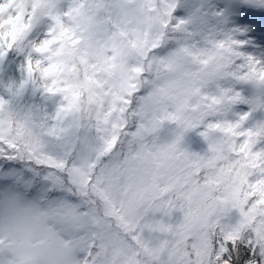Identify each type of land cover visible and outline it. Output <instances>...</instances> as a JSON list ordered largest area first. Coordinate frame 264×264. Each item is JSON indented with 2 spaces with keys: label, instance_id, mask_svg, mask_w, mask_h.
<instances>
[{
  "label": "snow or ice",
  "instance_id": "snow-or-ice-1",
  "mask_svg": "<svg viewBox=\"0 0 264 264\" xmlns=\"http://www.w3.org/2000/svg\"><path fill=\"white\" fill-rule=\"evenodd\" d=\"M30 3L29 12V0L0 2V46L11 49L30 27L32 15L38 9L45 10L54 27L48 34L50 38L34 49L45 59L29 60L25 66L27 75H38L45 81L46 92L63 94L66 104L58 111V118L81 109L85 99L89 103L99 101L102 106L107 93L96 91L104 87L98 76L111 65L90 63L82 42L108 26L125 36L124 25L128 21L124 5L132 0H72L63 15L52 14L55 0ZM159 3L163 5L162 15L170 17L175 5L165 4L164 0ZM156 5V0L140 2L141 10L147 13L157 11ZM114 110L115 105L109 108L105 123ZM119 127L123 129L125 125ZM235 127L238 125H208L209 131H219L225 139L210 144L207 157L190 156L179 150L178 137L160 149L157 167L127 169L121 166L122 162H102L117 144L114 135L94 159L75 166L42 155L38 139L6 111L5 101L0 100V157L34 159L37 167L56 173L59 184L49 191L66 197L53 205L70 219L68 243L80 253L82 264H175L172 257L162 262L158 250L145 237V232L162 230L161 222L155 220L157 214L171 218L177 211L173 197L180 200L181 219L169 227L178 226L185 231L184 246L194 250L199 264H204L203 255L214 239L209 222L225 205L241 210L240 230L248 232L250 239L224 264H264V179L250 182L253 173L264 168V153L253 154L252 133H237ZM202 135L207 139V133ZM240 136L248 139L237 147L233 140ZM74 195V202H69L67 198ZM226 242L231 243L232 237ZM181 264L192 261L182 260Z\"/></svg>",
  "mask_w": 264,
  "mask_h": 264
},
{
  "label": "clouds",
  "instance_id": "clouds-1",
  "mask_svg": "<svg viewBox=\"0 0 264 264\" xmlns=\"http://www.w3.org/2000/svg\"><path fill=\"white\" fill-rule=\"evenodd\" d=\"M246 2L255 10L264 9V0ZM124 7L125 36L108 26L81 46L90 63L111 65L98 76L104 87L96 91L107 93L103 105L85 99L80 112L88 140L104 145L117 137L113 151L102 162L137 159L156 148L155 134L163 126H174L175 141L221 107L239 103L240 94L231 87L220 88L219 82L252 89L264 86V68L251 62L243 73L237 69L233 74L235 54L229 51L230 44H213L194 55V45L181 43L182 26H170L169 17L162 15L163 5L158 3L152 13L142 11L139 0ZM165 35L169 46L164 44ZM113 105L115 110L105 123ZM70 231V219L57 206L35 201L14 184L0 186V248L9 254L10 264H82L80 253L68 243Z\"/></svg>",
  "mask_w": 264,
  "mask_h": 264
},
{
  "label": "rangeland",
  "instance_id": "rangeland-1",
  "mask_svg": "<svg viewBox=\"0 0 264 264\" xmlns=\"http://www.w3.org/2000/svg\"><path fill=\"white\" fill-rule=\"evenodd\" d=\"M245 1L201 0V4L192 13L193 26L198 33V40L195 41L197 46L195 51L193 50L194 55L196 51L205 50L213 44H230L229 51L235 54L233 57L237 61L233 68L234 74L237 69L243 73L249 62L257 67L264 68V22L260 23L255 19L251 20L243 16L242 12L248 10ZM134 2L136 0H132V3ZM156 2L158 4L159 0H156ZM68 8L64 5V7L57 10L55 6L52 14H66ZM30 10L31 3L29 0V12ZM27 15L26 13V22ZM46 16H50L48 12L38 9L32 15L27 33L25 32L23 38L19 40L23 42L25 35L27 37L29 33L30 38L24 39V41H26V45L32 52V47L35 48L43 40L50 38L46 28ZM169 22L170 26L173 27L181 25L183 28L185 25V22L179 21V17L174 15H171ZM168 39V36L165 35V46H169ZM175 45L173 43L171 47L174 48ZM0 50L3 53V55H0V60H3L6 58L8 49L0 46ZM29 60L35 62L37 59L29 58ZM26 64L27 60L6 65L2 83H0V87L5 88L9 93L7 99H4V95L0 94V100L5 101L6 111L11 113L16 121L23 123L37 139L40 137L45 141L46 148L41 152L51 161H63V154L66 153L64 161L71 165L80 166L90 162L101 152L104 145L88 140L80 117L81 109L68 113V121L73 126L72 131L69 132L63 124L64 121L57 116L58 111L66 104L63 94L46 92L45 81L38 75L29 77L25 70ZM4 68L5 65L3 64V70ZM3 70H0V75ZM29 84L32 86V97L27 96L28 91H25ZM30 85L29 88H31ZM226 87H231L233 92L240 94V102L229 106L226 109L225 116H207L198 125L184 132L178 144L179 150L188 153L190 156L207 157L210 155V144L225 139L224 134L221 132L209 131L208 125L216 124L221 126L238 125L234 128L235 132L252 133L254 143L251 152L253 154L264 153V86L252 89L231 83L220 88ZM204 94L207 95L208 92L205 91ZM33 96L36 101L31 102ZM169 129L172 132L170 135L166 133L163 135L164 126L155 134L156 148L145 151L137 159H125L121 166L127 169L140 170L157 167L160 163L158 152L162 147L170 144L176 135L175 129ZM202 133H207V139ZM187 134H194L199 137V143H197L195 149L193 148L194 141L187 138ZM72 136L75 137V140H72ZM54 137L55 140L58 137L56 144L61 145L58 152H55L51 142L54 141ZM245 139H248V137L240 136L238 139H234L233 142L238 147L239 143H242ZM3 159L5 160L0 161V186L14 184L22 191L30 194L35 201H48L54 204L66 198L61 192L49 191L53 185L59 184V178L53 170L41 169L35 166L24 168L18 165L17 160H15L16 157L11 159L3 157ZM6 160H13L17 164L15 165L13 162L6 164ZM259 179H264V168L254 172L250 177V182ZM67 199L69 202L75 200L74 197ZM173 199L177 211L172 214L171 218L157 214L155 220L161 222L160 227L162 230L152 233L145 232V237L149 238L152 246L158 250L162 262L168 261L172 257L175 259V264H181L182 260L187 261L188 259L192 261V264H199V258L194 250L184 246V241L187 238L185 231L178 226L169 227L176 225L181 219V213L178 210L180 200L175 197ZM242 220L241 210L230 205L223 206V209L218 211L216 216L210 220L214 239L210 240L206 255L202 254L204 264H224L225 259L223 257L230 254V244L236 243L239 240L236 237L245 232L240 230ZM229 237H232L231 243L226 242ZM249 239L250 234L246 232L244 243L246 244ZM261 255H264V252ZM78 258H81L80 254H78ZM0 264H10V256L5 249L0 250Z\"/></svg>",
  "mask_w": 264,
  "mask_h": 264
},
{
  "label": "trees",
  "instance_id": "trees-1",
  "mask_svg": "<svg viewBox=\"0 0 264 264\" xmlns=\"http://www.w3.org/2000/svg\"><path fill=\"white\" fill-rule=\"evenodd\" d=\"M139 2H141V0H139ZM71 3H72V0H55V6H56L57 10H59L62 7H64V5L69 7ZM164 3L165 4H174L175 7L173 8L171 15L177 16V17H179L181 19V21L185 22V25L181 29V31H182V33L184 35V39H183V41H181V43L184 44L185 46L194 45L196 47L197 43H195V41L198 40V33L195 31L194 26H193V20L194 19L192 18V13H193V10L201 4V0H164ZM260 11L264 12V9H261ZM49 17L50 16H46L45 18H49ZM170 18H171V16L169 17V20H170ZM51 23H52V29H53L54 24H53L52 20H51ZM29 36H30V34L28 33V36L26 37V35H25L24 39L27 40L29 38ZM24 39H23V42L17 41L16 44H14L11 49L7 50V54H6L7 61L5 63L0 61V70H3V64L5 65V68H4L3 72L0 75V83H2L3 75H4V72H5L8 60H10L12 63L13 62L16 63L18 60L25 59V58H27L28 56L31 55L32 51L26 45V41H24ZM176 46L177 45H175V47ZM195 47H194V51H195ZM0 52H1V50H0ZM39 58L41 60L45 59V57L42 56L41 54H40ZM234 64H235V60L233 58L232 59V65H231L232 68H233ZM231 83H232L231 81H226V82L222 81V82H219V87L227 85V84H231ZM29 85H28V88H26L25 91H28L27 96L32 97V86L30 85L31 88H29ZM0 94L4 95V99H7L9 93L6 91L5 88L0 87ZM33 100L36 101L34 96L31 99V102ZM228 107L229 106L221 107V109L219 111H217L214 115L215 116L217 115L218 117L225 116L226 115V109ZM64 118L65 119H63V118L61 119V120L64 121L63 124L66 126V128L69 130V132L72 131L73 126L68 121V114L65 115ZM169 128L174 130V126L165 125L164 126L163 135L165 133L168 134V135L172 134V132L170 131ZM55 137L53 138L54 141H51V140L50 141L52 142L53 149L55 150V152H58V150L61 147V145L56 144V141L58 140V137L56 138V140H55ZM74 138L75 137L72 136V140H75ZM187 138L192 139V141H194L193 148L195 149L197 143H199L198 142L199 137L195 136L194 134H189ZM38 141H39V143L41 145V151H43V149L46 148L45 141L42 138H40V137L38 138ZM65 158H66V153L63 154V161L65 160ZM3 160H5V159H3V157H0V161H3ZM15 160H17L18 165H21L24 168L26 166H35V167H37L36 166L37 161H35L34 159L33 160H29V159L23 158V157H16ZM6 161H7L6 164H9V162H11V163L13 162V160H6ZM46 162L47 161H43V162L39 161L38 163H46ZM13 164L16 165L17 163L13 162ZM245 233L246 232H244L242 235L236 237V238H239V240L236 243L230 244V250H229L230 254L227 255V257H223L224 259L232 258V254H233L234 251L243 250L245 248L246 244L243 241Z\"/></svg>",
  "mask_w": 264,
  "mask_h": 264
}]
</instances>
